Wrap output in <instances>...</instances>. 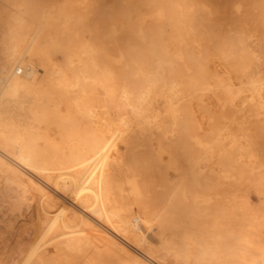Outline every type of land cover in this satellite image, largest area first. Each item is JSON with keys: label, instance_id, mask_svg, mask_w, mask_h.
<instances>
[{"label": "bare ground", "instance_id": "bare-ground-1", "mask_svg": "<svg viewBox=\"0 0 264 264\" xmlns=\"http://www.w3.org/2000/svg\"><path fill=\"white\" fill-rule=\"evenodd\" d=\"M114 1L103 41L97 0L0 10V264H264L235 182H264L242 2Z\"/></svg>", "mask_w": 264, "mask_h": 264}, {"label": "rangeland", "instance_id": "rangeland-1", "mask_svg": "<svg viewBox=\"0 0 264 264\" xmlns=\"http://www.w3.org/2000/svg\"><path fill=\"white\" fill-rule=\"evenodd\" d=\"M52 3L53 1H66V0H46V2ZM83 3L79 5L80 12H87L90 1L92 0H81ZM98 6L96 11L93 13L91 18L90 27L92 29L91 36L99 35L101 41H103V33L107 30L105 19L106 11L111 12L115 1L114 0H97ZM242 2L241 7L238 9L236 6L233 7V26L238 29L240 25L245 26L246 31L253 36L252 39L259 37L261 41H264V0H235ZM47 2V3H48ZM103 2V3H102ZM0 10L2 13L5 11L10 14L13 11H17V8L10 4V0H1ZM38 24V21L35 25ZM245 24V25H244ZM34 25V26H35ZM52 25V24H50ZM248 25V26H246ZM52 30V29H51ZM258 33V34H257ZM52 35L57 36L56 32H52ZM88 37V33L85 35ZM59 62H64V55L62 52H57L54 56ZM13 70V67L10 71ZM38 71L43 72L42 69ZM252 123L260 124L264 127V117L252 118ZM264 141V139H263ZM238 184V189L242 190L249 198L252 208L259 214L264 213V182H260L253 176H246L244 180L235 181Z\"/></svg>", "mask_w": 264, "mask_h": 264}, {"label": "built area", "instance_id": "built-area-1", "mask_svg": "<svg viewBox=\"0 0 264 264\" xmlns=\"http://www.w3.org/2000/svg\"><path fill=\"white\" fill-rule=\"evenodd\" d=\"M21 71H22L21 69H18V73H21Z\"/></svg>", "mask_w": 264, "mask_h": 264}]
</instances>
